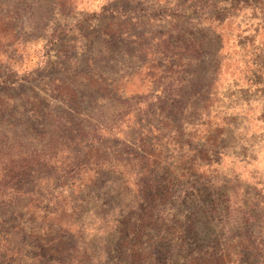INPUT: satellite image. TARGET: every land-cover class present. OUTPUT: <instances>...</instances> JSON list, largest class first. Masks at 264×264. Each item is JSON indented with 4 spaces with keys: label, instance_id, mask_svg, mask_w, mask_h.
Segmentation results:
<instances>
[{
    "label": "rangeland",
    "instance_id": "374dc122",
    "mask_svg": "<svg viewBox=\"0 0 264 264\" xmlns=\"http://www.w3.org/2000/svg\"><path fill=\"white\" fill-rule=\"evenodd\" d=\"M148 159L198 244L264 243V0H0V264H115Z\"/></svg>",
    "mask_w": 264,
    "mask_h": 264
},
{
    "label": "trees",
    "instance_id": "16d2710c",
    "mask_svg": "<svg viewBox=\"0 0 264 264\" xmlns=\"http://www.w3.org/2000/svg\"><path fill=\"white\" fill-rule=\"evenodd\" d=\"M148 163L149 170L145 169L133 184L136 193L131 207L133 214L125 225L121 222L122 242L125 244L124 249L122 247L119 251L115 264H264L262 242L242 247L243 252H239L234 260H229V255L234 250L230 245L228 248H221L217 245L205 247L198 244L197 232L192 227L181 228L176 224L178 213L174 212L171 206H169L171 213L169 215L165 213L164 206L167 203L174 204L178 201L175 197L172 198L173 192L169 182L165 183L159 177H152L153 171L159 170L160 167L152 165L153 162L149 159ZM16 166L11 168L8 166L10 171H6L8 180L17 176L16 171L19 169L24 171L30 169L28 162L18 163ZM173 181L174 177H172L174 184ZM10 195L3 193L0 205ZM114 209L116 210V205ZM39 216L44 221L48 219L46 213ZM60 218L61 215L57 217ZM207 230L209 232L204 231L202 236L210 235L211 230L209 228ZM105 242L102 240V246ZM51 246L41 247L39 252L42 253L37 257L38 262L45 264L44 260L48 261V257L51 259L62 255V248ZM76 257L77 262L70 264H107L103 255H98V259L94 258L93 251H90L88 246L82 247L80 253L72 255L71 259Z\"/></svg>",
    "mask_w": 264,
    "mask_h": 264
}]
</instances>
